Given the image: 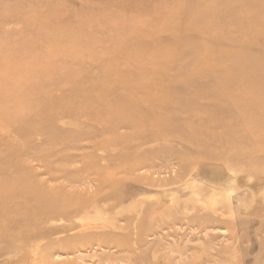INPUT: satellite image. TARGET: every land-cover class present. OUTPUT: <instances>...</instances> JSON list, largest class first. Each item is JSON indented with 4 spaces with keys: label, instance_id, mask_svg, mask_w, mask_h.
Returning <instances> with one entry per match:
<instances>
[{
    "label": "rangeland",
    "instance_id": "1",
    "mask_svg": "<svg viewBox=\"0 0 264 264\" xmlns=\"http://www.w3.org/2000/svg\"><path fill=\"white\" fill-rule=\"evenodd\" d=\"M106 69L140 91L101 95ZM108 105L149 121L96 123ZM0 191V264H264V0H0Z\"/></svg>",
    "mask_w": 264,
    "mask_h": 264
},
{
    "label": "bare ground",
    "instance_id": "2",
    "mask_svg": "<svg viewBox=\"0 0 264 264\" xmlns=\"http://www.w3.org/2000/svg\"><path fill=\"white\" fill-rule=\"evenodd\" d=\"M44 36L45 35L41 34L40 37L44 38ZM48 36H50V35L48 34ZM1 45H3V44H1ZM130 47H131V45H130ZM1 51L4 52L3 50H1ZM104 61L106 62L107 60H104ZM128 62H132L131 64L134 66V69L133 70L129 69L126 72L128 74L132 73L135 76H137L140 79V82L144 81L141 79V76H142L141 74L143 72L146 74H152V75L155 73L154 65L151 63H148L147 60L146 61L143 60L142 57H133ZM123 72H125V70H123ZM117 73L118 72L112 73L108 69L96 72L97 75H100V74L106 75L108 78L107 79L108 82H115V84H117L116 88L105 87L104 91H102V92L100 91L101 95H108L111 92L110 96L112 99H115V98L119 99V98H122L124 96L126 91L131 92L130 97H133L134 93L137 94L140 91V88H138V87H132L129 84H127L126 82L121 83L120 79H118L119 75H117ZM97 97L99 99V102H103L102 98L99 96V94H97ZM125 99L131 100L128 97H126ZM107 110L108 111L106 112L105 115L103 113L95 114L94 121L96 123H100L102 125L107 124V126H112V125H115L118 123H126V124H129L131 126H141V125H143L149 121V119H147V122H146L145 116L147 114L146 115H134V113H132L131 111H127L126 109H123V108L121 110H119L113 105H108ZM153 112L154 111L149 112V114H148L149 118H152ZM157 135L158 134L156 132H150V133L147 132V133L143 134L142 136H143V138L144 137L147 138V137H152V136L156 137ZM141 140H142V138H141ZM247 157H249L247 159H250L253 163H254V160H257L255 158H253L252 155H247ZM245 169H246V166H245ZM188 185L191 187L193 184H188ZM41 190H43V189H41ZM191 190H192V194L189 198L190 201H188V203H186V205L192 206V207L196 206L198 201L200 203H204L203 201H205L208 197H211V195L206 196V194H210L211 192L213 193V190H211L210 193H208V191H205V186H202V185H193ZM60 191H58V194L52 193L51 197L43 198L44 202L42 204L45 203L46 207L48 205L49 206L53 205V203H55V206H56V208L53 209V211L54 210L56 211L54 216L52 217V215H51V217H49L47 215V219L70 220L69 218L72 215H77L81 211V208H82L81 206L84 205V201L81 198L74 197V196H76V194H81L80 192L61 193ZM175 194H173L174 203H177L178 201L176 200ZM0 195H3L2 191H0ZM12 198L13 197H10V198L4 200L3 204H5L7 201H12L13 200ZM0 199H2V198L0 197ZM49 199H51V201ZM200 199L203 201H201ZM21 200H23V199H20V201ZM20 201H19V203H25L26 202L24 200H23L24 202H20ZM17 204H18L17 202L12 203L11 204L12 209H17ZM36 204H38V203L36 202ZM186 205H185V207H187ZM2 211H3V209H2ZM53 211H52V213H53ZM2 215H5V211L2 213ZM16 216H18V213H16L12 217H10L9 214H6L4 217V222L1 225L2 228H7L9 226L7 224V221H6L8 219H10V220L17 219V221H18L19 219L16 218ZM61 227L64 229L65 224H62ZM67 227H70V228L74 227V224H71V222H70L67 225ZM19 234L21 235L20 232H19ZM38 236H39V234H38ZM174 248L179 249V248H176L175 246H174ZM172 250H174V249H172ZM169 252H170V254H168V252H158V251H154L153 253L151 251H148V252H144L141 254L132 253V254H128L126 262H127V264H171V263L176 262L179 259L180 260L179 264H186V263L181 262V260H184V256H185L187 251H182V249H179V251H178V253H176V255H174V253H173L176 251H169ZM191 257L195 258L196 256L194 254Z\"/></svg>",
    "mask_w": 264,
    "mask_h": 264
}]
</instances>
